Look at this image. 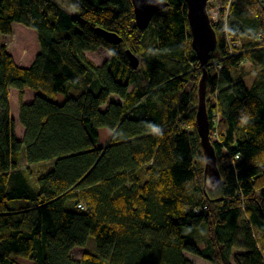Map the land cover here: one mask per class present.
I'll list each match as a JSON object with an SVG mask.
<instances>
[{"label": "trees", "instance_id": "1", "mask_svg": "<svg viewBox=\"0 0 264 264\" xmlns=\"http://www.w3.org/2000/svg\"><path fill=\"white\" fill-rule=\"evenodd\" d=\"M163 1L141 31L130 0H66L70 13L53 0H0V37L20 24L39 47L20 68L0 46V264H191L185 253L264 264V1L233 0L226 20L211 23L208 63L222 66L206 65L218 188L204 178L195 123L202 69L186 5ZM229 38L239 43L233 56ZM100 48L110 60L97 66L85 53ZM10 89L19 92L22 141ZM25 89L35 94L29 105ZM46 162L52 171H34ZM90 239L96 253L73 259Z\"/></svg>", "mask_w": 264, "mask_h": 264}, {"label": "water", "instance_id": "2", "mask_svg": "<svg viewBox=\"0 0 264 264\" xmlns=\"http://www.w3.org/2000/svg\"><path fill=\"white\" fill-rule=\"evenodd\" d=\"M133 6L135 26L147 30L153 18L164 11L168 4L163 0H130ZM186 5V17L191 38V49L202 69V75L197 87V109L195 123L200 147L203 154L204 178L212 188H218L221 178L217 167L215 149L210 141V122L206 106V89L208 72L206 65L210 55L217 47L216 34L211 26L207 3L211 0H183ZM98 32L114 44L120 43V38L102 30ZM127 59L133 70L138 69L139 59L130 52H126Z\"/></svg>", "mask_w": 264, "mask_h": 264}, {"label": "rangeland", "instance_id": "3", "mask_svg": "<svg viewBox=\"0 0 264 264\" xmlns=\"http://www.w3.org/2000/svg\"><path fill=\"white\" fill-rule=\"evenodd\" d=\"M57 5H59L65 12L70 13V10L67 6L66 0H53ZM264 1V0H262ZM221 3L220 0H214L211 4H209V8L213 9L214 7H218ZM215 10V9H214ZM210 12V10H208ZM210 14V13H209ZM221 14V13H220ZM210 16V15H209ZM13 34L11 36H1L0 37V46L5 45L7 51L12 56L13 60L18 62L20 65H29V63L34 60L37 52L39 51L38 43H37V35L36 33L28 28L20 24H14L12 26ZM152 28H150L151 33ZM148 31V32H149ZM106 51V50H105ZM97 52V51H96ZM95 52V60L103 61L102 54ZM107 52V51H106ZM107 55V53H105ZM140 63V59H139ZM117 100V98L111 97L110 101ZM219 133L216 134V137L212 136V138H217ZM54 164L53 162H46L34 167V171L40 172L42 174H47L53 170ZM85 252L88 253H96V246L93 239L88 241V244L84 248H75L71 252V257L75 260H80ZM185 258L191 264H212L203 259H200L196 256L190 255L188 253L184 254Z\"/></svg>", "mask_w": 264, "mask_h": 264}, {"label": "crops", "instance_id": "4", "mask_svg": "<svg viewBox=\"0 0 264 264\" xmlns=\"http://www.w3.org/2000/svg\"><path fill=\"white\" fill-rule=\"evenodd\" d=\"M96 51H95L96 53H99L100 55L102 54L103 61H101V60L96 61L94 59L95 58V56H94L95 52H86L85 55H86V57L88 59H90L92 62H94L97 66H101L105 62L110 60L109 53L106 52L103 48H100V49H98ZM105 53H107V55H105ZM33 61L34 60H32L29 63V65H20L18 62H16V61H14V62L20 68H29L31 66V64L33 63ZM250 80H251V78L249 79L248 82H250ZM34 97H35L34 92H32V91H30L28 89H25L23 91V103L24 104H26V105L31 104L34 101ZM113 98H117V97H113ZM111 102L122 103L119 98H117V100H114V101H111ZM9 106H10V116H11L13 122H14L15 137H16V139L18 141H22L23 138H24L25 131H24L23 127L20 125V122H19V92L14 90V89H10V91H9ZM23 164H24V162L22 163V165Z\"/></svg>", "mask_w": 264, "mask_h": 264}, {"label": "built area", "instance_id": "5", "mask_svg": "<svg viewBox=\"0 0 264 264\" xmlns=\"http://www.w3.org/2000/svg\"><path fill=\"white\" fill-rule=\"evenodd\" d=\"M214 0H211L207 3V9L210 10V22L213 24H217L219 23L221 17H223L222 19L226 20V18L228 17L229 11H230V7H231V3L233 0H220L221 3L219 4V6L214 7L213 9H210L209 4H211ZM215 9V10H214ZM221 13V14H220ZM223 15V16H222ZM239 43L234 42L232 39H228L227 40V49H228V56H233L235 55V51L238 48ZM207 66L211 69H213L215 72H219L222 68L221 63L217 60H212L210 61ZM212 107H214V111H213V118H212V123L214 125V134L213 136L216 137L217 134V129H218V125L219 122L221 120L220 115L218 113V110L216 108V101H215V97L212 99ZM79 208H81V206H78Z\"/></svg>", "mask_w": 264, "mask_h": 264}, {"label": "clouds", "instance_id": "6", "mask_svg": "<svg viewBox=\"0 0 264 264\" xmlns=\"http://www.w3.org/2000/svg\"><path fill=\"white\" fill-rule=\"evenodd\" d=\"M249 119H251V117H247V116H246V117H244V118L242 119L241 122H242V123H247ZM159 131H160L159 128H155V127L153 128V132H157V133H158Z\"/></svg>", "mask_w": 264, "mask_h": 264}]
</instances>
